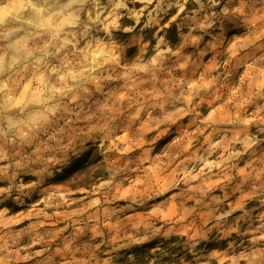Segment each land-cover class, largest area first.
Listing matches in <instances>:
<instances>
[{
  "label": "rangeland",
  "instance_id": "rangeland-1",
  "mask_svg": "<svg viewBox=\"0 0 264 264\" xmlns=\"http://www.w3.org/2000/svg\"><path fill=\"white\" fill-rule=\"evenodd\" d=\"M262 119L264 0H0V264H264Z\"/></svg>",
  "mask_w": 264,
  "mask_h": 264
},
{
  "label": "trees",
  "instance_id": "trees-1",
  "mask_svg": "<svg viewBox=\"0 0 264 264\" xmlns=\"http://www.w3.org/2000/svg\"><path fill=\"white\" fill-rule=\"evenodd\" d=\"M105 166L101 151L94 145L81 158L76 159L69 169L64 170V173H66L67 178L71 181L70 186L72 188L78 186L89 187L105 175ZM183 240V236H172L169 239H161L158 242L148 241L131 247L130 253L139 260L157 255L160 258L159 260L166 264H178L181 254L185 253L186 258L190 257L189 253L182 250ZM199 247L222 249L225 247V241L219 240L213 243H201ZM152 249H155L153 254L150 252Z\"/></svg>",
  "mask_w": 264,
  "mask_h": 264
},
{
  "label": "built area",
  "instance_id": "built-area-1",
  "mask_svg": "<svg viewBox=\"0 0 264 264\" xmlns=\"http://www.w3.org/2000/svg\"><path fill=\"white\" fill-rule=\"evenodd\" d=\"M262 128L264 129V119L261 121Z\"/></svg>",
  "mask_w": 264,
  "mask_h": 264
}]
</instances>
